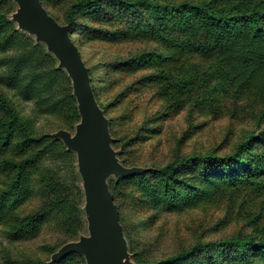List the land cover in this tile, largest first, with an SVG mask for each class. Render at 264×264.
I'll use <instances>...</instances> for the list:
<instances>
[{"label": "trees", "instance_id": "16d2710c", "mask_svg": "<svg viewBox=\"0 0 264 264\" xmlns=\"http://www.w3.org/2000/svg\"><path fill=\"white\" fill-rule=\"evenodd\" d=\"M107 8L110 9L107 14L101 15ZM10 11L12 8L0 12V49L8 45ZM85 15L100 19L108 17L118 23L123 20L127 24L121 30L104 31L99 36L103 39L114 40L131 33L132 38L155 43L121 65L129 71H149L146 79L155 83L162 111L186 109L190 124L199 116L204 118L225 112L240 125L239 138L226 152L215 149L191 153L173 158L157 168L120 176L115 183L108 180L120 223L123 213L117 201V184L122 181H138V185L143 186L145 177L149 183L157 178L160 192H156L155 197L162 198L170 208L196 207L217 202L226 195L231 200L235 195L251 200L262 195L264 0H70L61 19L52 16L67 24L69 35L77 45L80 27L85 28L79 18ZM30 44L38 49L40 58L52 64V71L65 78L64 70L55 67L51 52H45L39 43L30 41ZM25 60L37 62L36 55L30 53L26 54ZM25 60L20 59L14 64V73L7 77L8 81L15 83L16 73L25 65ZM90 81L99 106L106 108L108 103L103 104L98 99L99 92L92 76ZM65 87L66 90L50 105L65 123L73 125L80 117L70 83ZM228 99L239 103L229 107L225 103ZM204 123L202 120L197 125ZM137 135L129 137L128 143ZM42 138L35 136L7 94L0 91V218L11 237L33 230L44 213L59 217L71 226L69 237L76 235V223L81 222L79 191L75 193L76 200H71L63 192V182L40 169ZM116 142L112 137L111 144ZM64 153L69 154L65 149ZM126 161L124 158L120 163L135 165H127ZM35 172L45 195L42 212L19 215L17 207L28 198ZM245 209L249 211L241 219L250 228L249 232H238L215 242L195 243L156 264H187L210 246L216 247V252L211 255L216 264H230L227 260L230 255L233 256L232 264H264V220L260 213ZM47 247L51 253L55 251V248ZM75 253L80 252L73 251L42 264H66ZM219 253L226 254L227 258L218 256Z\"/></svg>", "mask_w": 264, "mask_h": 264}, {"label": "rangeland", "instance_id": "374dc122", "mask_svg": "<svg viewBox=\"0 0 264 264\" xmlns=\"http://www.w3.org/2000/svg\"><path fill=\"white\" fill-rule=\"evenodd\" d=\"M42 1L44 7L60 19L70 2ZM10 8L12 11L8 13V20L11 24L7 32L9 41L8 45L0 49V91L7 94L35 136L43 137L39 146L42 151L41 171L63 182V192L71 200H76V191L80 193L77 201L82 211L81 222L76 223L77 233L73 237H69L71 226L52 214L44 213L33 230L16 237L9 235L0 218V264H42L53 260L47 246L56 251L68 240L89 235L76 153L69 150L61 138L53 136V132L58 129L75 132L76 123H65L50 105L66 90L65 84L69 82L72 87V83L64 68L61 67L65 78L52 71V64L40 58L38 49L31 46L30 41H33L39 43L45 52H50L44 42L36 41L34 34L19 28L13 20L15 1L10 3L9 0H0V12ZM109 10L107 8L101 15L107 14ZM79 20L83 21L85 28L80 27L78 32V49L97 85L98 99L103 104L108 103L103 110L109 119L110 134L115 142L117 140L111 146L119 162L123 163L126 158L127 165L135 163L143 171L191 153L215 149L223 153L236 143L241 134L240 125L229 113L204 118L199 116L190 124L186 109L162 111L161 101L155 92L156 85L146 79L148 70L129 71L121 65V62L124 64V60L134 54L155 46L153 41L132 38L131 33L117 36L114 40L99 37L108 29L112 31L126 27L123 20L118 23L108 17L100 19L89 15ZM29 53L36 55V63L25 60ZM54 58L55 67H59L57 58ZM20 59L25 60V65L16 73L18 78L15 83L8 81L7 77L14 73V64ZM225 103L231 107L239 101L228 99ZM202 120L205 123L198 126ZM136 134L137 138L128 143L129 137ZM64 149L69 154L64 153ZM119 179L120 176L113 174L108 177L112 183ZM152 182L149 183L145 177L143 186L138 185V181H122L117 184V201L123 213L121 224L127 250L131 254L127 260L134 264H156L195 243L215 242L238 232H249L250 228L241 219L249 211L245 208L260 213L264 220V193L254 200L248 197L245 199L243 195H235L231 200L226 195L217 202L202 203L196 207L181 205L170 208L162 198L155 197L156 192H160L159 180L156 178ZM30 189L28 198L17 207L19 215L42 212L45 195L37 172L33 174ZM241 205L244 207L240 209ZM215 252L216 247L210 246L187 264H216L211 258ZM218 256L227 258L224 253ZM227 260L232 264L233 256L230 255ZM66 264H86L85 257L82 253L72 254Z\"/></svg>", "mask_w": 264, "mask_h": 264}, {"label": "water", "instance_id": "95a60500", "mask_svg": "<svg viewBox=\"0 0 264 264\" xmlns=\"http://www.w3.org/2000/svg\"><path fill=\"white\" fill-rule=\"evenodd\" d=\"M13 1L16 9L12 18L18 27L34 34L36 41L44 42L57 58L58 66L70 77L80 116L74 133L58 129L53 136L61 138L65 146L76 153L89 235L65 242L51 258L77 251L84 255L86 264H134L127 260L131 254L127 250L108 177L139 173L142 167L126 166L117 159L111 146L108 118L95 98L88 68L69 35L67 24L49 14L41 0Z\"/></svg>", "mask_w": 264, "mask_h": 264}]
</instances>
